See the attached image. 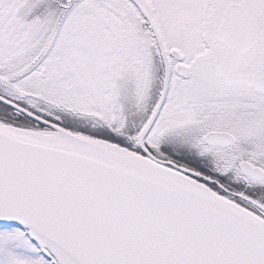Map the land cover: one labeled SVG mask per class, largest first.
<instances>
[{
    "label": "snow or ice",
    "instance_id": "6c2138e0",
    "mask_svg": "<svg viewBox=\"0 0 264 264\" xmlns=\"http://www.w3.org/2000/svg\"><path fill=\"white\" fill-rule=\"evenodd\" d=\"M0 264H264V0H0Z\"/></svg>",
    "mask_w": 264,
    "mask_h": 264
}]
</instances>
